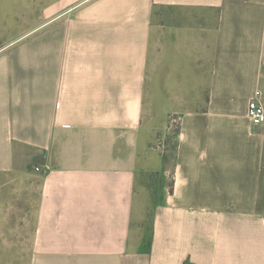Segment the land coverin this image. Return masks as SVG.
<instances>
[{"label": "crops", "instance_id": "crops-1", "mask_svg": "<svg viewBox=\"0 0 264 264\" xmlns=\"http://www.w3.org/2000/svg\"><path fill=\"white\" fill-rule=\"evenodd\" d=\"M35 1L0 0V173L39 181L12 223L22 261L264 264V123L248 116L264 0H40L38 19ZM157 102L179 119L171 166ZM153 173L147 240L132 224Z\"/></svg>", "mask_w": 264, "mask_h": 264}, {"label": "rangeland", "instance_id": "rangeland-1", "mask_svg": "<svg viewBox=\"0 0 264 264\" xmlns=\"http://www.w3.org/2000/svg\"><path fill=\"white\" fill-rule=\"evenodd\" d=\"M39 4L40 0H36V19L39 18V13L42 10V6ZM27 8V6H21V11ZM12 17L14 18V16ZM22 19H24L23 13H21V22L19 23L21 28L30 27L33 24L28 23L29 26L27 23H23ZM14 25L17 24L14 23ZM154 107L149 105V121L157 125L160 121L162 124L165 121L166 127H169L164 128L157 134L154 146L168 160L167 166H171L174 158L175 129L177 124L172 122L173 116L159 118L156 115L162 111L159 102L156 105L154 104ZM37 174V168L29 167L26 164L15 167L13 171L0 173V208L3 209V212L0 211V222L3 223V227L1 225L2 229H0V237H4V246H0V264H27L25 260L22 261L21 251L20 254L15 252V246L12 245V243L14 245L15 243L11 241L12 236L15 234L23 237V232L27 231L17 230L16 228L12 229V223L28 221L27 210L29 207L35 206L38 199L39 181L37 180ZM144 189V191L143 188L142 190L140 189L137 194L132 232L133 237H141L148 240L155 209L154 193L156 186L153 182H149L145 184Z\"/></svg>", "mask_w": 264, "mask_h": 264}, {"label": "built area", "instance_id": "built-area-1", "mask_svg": "<svg viewBox=\"0 0 264 264\" xmlns=\"http://www.w3.org/2000/svg\"><path fill=\"white\" fill-rule=\"evenodd\" d=\"M260 93L257 92V97L253 98L248 105V116L254 125H261L264 123V107L259 100ZM172 122L178 123L177 117L172 118Z\"/></svg>", "mask_w": 264, "mask_h": 264}, {"label": "trees", "instance_id": "trees-1", "mask_svg": "<svg viewBox=\"0 0 264 264\" xmlns=\"http://www.w3.org/2000/svg\"><path fill=\"white\" fill-rule=\"evenodd\" d=\"M176 132H177V126H176V129H175V135H176ZM163 157H164V156H163ZM164 160H165V163H167L168 160H166L165 157H164ZM158 176H159V175H158ZM143 178H144V176L139 177V185H138V188H137V194L139 193V190H140V189L142 190V188H143V191L145 190V189H144V188H145V182H144L145 179H143ZM149 178H150V179H149L150 182H153V184H155V186H156L157 182L159 183L158 179H156V175H155V173L151 174V176H149ZM155 190H156V189H155ZM152 224H153V221H152ZM152 231H153V228H152V225H151L150 236L148 237V240L151 238ZM145 239H146V238H145ZM148 244L150 245V241H148Z\"/></svg>", "mask_w": 264, "mask_h": 264}]
</instances>
